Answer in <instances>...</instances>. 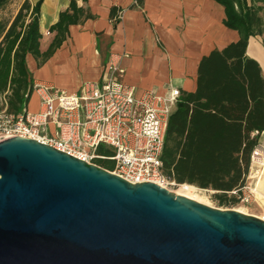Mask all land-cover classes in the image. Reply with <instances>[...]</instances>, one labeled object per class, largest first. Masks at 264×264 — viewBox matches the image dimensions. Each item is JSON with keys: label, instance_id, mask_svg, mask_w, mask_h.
Segmentation results:
<instances>
[{"label": "water", "instance_id": "95a60500", "mask_svg": "<svg viewBox=\"0 0 264 264\" xmlns=\"http://www.w3.org/2000/svg\"><path fill=\"white\" fill-rule=\"evenodd\" d=\"M0 264H264V218L0 141Z\"/></svg>", "mask_w": 264, "mask_h": 264}, {"label": "trees", "instance_id": "16d2710c", "mask_svg": "<svg viewBox=\"0 0 264 264\" xmlns=\"http://www.w3.org/2000/svg\"><path fill=\"white\" fill-rule=\"evenodd\" d=\"M11 1L0 0V12ZM217 1L225 7V25L240 38L202 57L196 89L182 92L169 117L162 159L169 179L214 190L225 203L239 201L229 192L248 182L264 131V73L247 55L250 37L264 33V0ZM42 2L24 0L11 20L0 18V105L3 108L1 101H6L11 113L22 111L34 91L27 55L33 54L42 65L67 39L70 25L91 16L72 0L52 26L56 35L50 47L42 52ZM101 150L113 154L109 148ZM101 165L111 170L115 164Z\"/></svg>", "mask_w": 264, "mask_h": 264}, {"label": "crops", "instance_id": "0c3cea01", "mask_svg": "<svg viewBox=\"0 0 264 264\" xmlns=\"http://www.w3.org/2000/svg\"><path fill=\"white\" fill-rule=\"evenodd\" d=\"M30 1L35 4L40 0ZM71 1L43 0L42 52L50 47L56 35L52 26ZM76 1L91 16L70 25L67 39L42 65L33 54L27 55L34 86L49 83L77 92L84 82L101 81L114 57L124 70V82L134 86L138 94L150 89L165 94L172 87L179 88L181 94L191 92L197 87L202 57L240 38L237 30L225 25V7L217 0ZM247 55L259 62L264 73V33L250 37ZM35 102L39 104L40 98L34 90L28 102L31 111L40 108L33 106ZM258 146L264 149V131ZM249 181L257 185L261 195L264 169L252 174ZM260 197L258 204L264 211V195Z\"/></svg>", "mask_w": 264, "mask_h": 264}, {"label": "built area", "instance_id": "2783aa9c", "mask_svg": "<svg viewBox=\"0 0 264 264\" xmlns=\"http://www.w3.org/2000/svg\"><path fill=\"white\" fill-rule=\"evenodd\" d=\"M123 75L120 62L112 57L102 80L84 82L77 92L49 83L35 84L40 98L37 111L27 105L11 113L2 100L0 141L18 136L37 139L99 166L97 160L114 161V168L108 170L132 183L167 186L172 180L164 173L162 155L169 117L181 90L172 87L161 94L150 89L138 94L124 82ZM102 147L113 154L102 152ZM263 169L264 149L258 146L248 182L229 194L245 205L254 203L260 191L249 179Z\"/></svg>", "mask_w": 264, "mask_h": 264}, {"label": "rangeland", "instance_id": "374dc122", "mask_svg": "<svg viewBox=\"0 0 264 264\" xmlns=\"http://www.w3.org/2000/svg\"><path fill=\"white\" fill-rule=\"evenodd\" d=\"M20 1L21 0H13V1H11L5 7V9H3L0 12V18L4 19V21L11 20L13 18V16L17 12V9L19 7ZM38 105L40 106V102H39V104H38V102H35L33 106L37 108V107H39ZM1 109H2V107L0 105V111H1ZM102 152H104L107 155H109L111 151L103 150ZM97 162L100 163V164H104V163H108L110 161L97 160ZM166 185H167L166 188H168L171 191H174V192H177V193H180V194H184V195H187V196L197 197L199 200H202V201H205L206 203H209L210 206H214V207H218V208H222V209H238L239 208V209L244 210L246 213L253 214V215L259 216L261 218L264 217V211H263L262 207L259 206L258 199L256 201H254V203H252L250 205H245V204H243L241 202H233V201L232 202L229 201V202L223 203L216 196V193H215L214 190L202 189V188H199V187H197L195 185L178 184V183H176L174 181H170ZM259 191H260V189H259ZM262 195H264V192L261 193V195L259 193L258 197L261 198L260 196H262Z\"/></svg>", "mask_w": 264, "mask_h": 264}, {"label": "bare ground", "instance_id": "6f19581e", "mask_svg": "<svg viewBox=\"0 0 264 264\" xmlns=\"http://www.w3.org/2000/svg\"><path fill=\"white\" fill-rule=\"evenodd\" d=\"M166 187V186H165ZM174 192V191H173ZM177 193V192H176ZM177 194H180V193H177ZM182 195H184V194H182ZM184 196H187V195H184ZM187 197H190V198H192V199H194V200H197V201H199V202H202V203H204V204H208L209 205V203H206L205 201H202V200H199L197 197H194V196H187ZM237 210H239V211H241V212H245L244 210H242V209H237ZM246 213V212H245Z\"/></svg>", "mask_w": 264, "mask_h": 264}]
</instances>
